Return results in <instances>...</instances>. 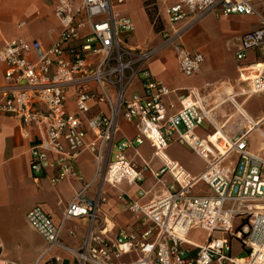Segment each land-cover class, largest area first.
I'll return each instance as SVG.
<instances>
[{
  "label": "built area",
  "instance_id": "2783aa9c",
  "mask_svg": "<svg viewBox=\"0 0 264 264\" xmlns=\"http://www.w3.org/2000/svg\"><path fill=\"white\" fill-rule=\"evenodd\" d=\"M150 1L165 7L161 41L155 46L130 45L134 23L114 12L124 0H56L53 15L59 35L51 47L16 37L0 48L4 67L0 114L15 120L20 138L28 142L31 173L44 175L51 184L82 181L75 164L89 154L95 176L104 184L113 189L137 186L135 196L120 191L117 199L126 198L127 210L146 228L140 235L122 228L111 238L102 217L107 194L99 190L89 197L92 182L75 192L60 224L40 206L29 210L25 221L47 244L42 257L64 249L75 264H118L130 254L136 257L133 264H264V116L249 118L230 96L237 121L223 133L214 108H207L195 89L173 90L149 70V63L169 50L181 75L197 74L204 58L182 45L187 30L208 16H254L259 26L237 39L235 58L240 62L253 51L261 61L254 63L250 78H244L247 70L238 67L245 86L238 95L246 99L264 94V18L254 0H172L167 5L166 0ZM171 95L177 105L167 103ZM120 120L135 127L133 139H117ZM202 124L214 128L212 136L218 135L214 143L196 135ZM253 132L261 138L260 152L250 150ZM144 143L160 163L156 170L143 159L138 167L126 155L133 150L140 158L136 148ZM173 143L205 160L206 169L191 176L170 161L165 152ZM147 172L155 179L150 190L156 194L142 202L149 194L142 188ZM198 186L205 190L195 193ZM68 219L90 222L88 235L76 250L60 243ZM194 232L205 234L203 244L192 239ZM233 242L239 245V256L232 255ZM0 264L20 263L0 252Z\"/></svg>",
  "mask_w": 264,
  "mask_h": 264
},
{
  "label": "crops",
  "instance_id": "0c3cea01",
  "mask_svg": "<svg viewBox=\"0 0 264 264\" xmlns=\"http://www.w3.org/2000/svg\"><path fill=\"white\" fill-rule=\"evenodd\" d=\"M172 0H166V5ZM56 0H0V48L4 41L19 37L27 43L38 42L43 48H49L58 39L59 25L53 15ZM254 6L261 17L264 18V0H254ZM123 7V8H122ZM161 20L165 19V7L159 5ZM114 12L121 17L129 18L135 26V33L129 43L134 47H151L158 45L154 31L143 4V0H124L123 4L114 8ZM20 23L24 25L19 27ZM164 23V22H163ZM186 22L180 23V26ZM257 17L231 15L217 19L208 16L191 26L182 38V45L190 53L201 54L204 62L200 71L191 76L181 75L173 53L169 50L160 53L149 63L151 74L160 82L173 90L195 89L205 100L207 108H214L216 123L221 132L229 133L237 121L238 111L236 105L250 118L257 120L264 116L262 110L254 109L256 99L264 96L244 98L239 96V90L245 87L239 77L238 67L248 72H254L253 65L261 61L258 54L253 51L246 53L245 58L238 62L235 58L236 41L245 33L257 29ZM223 48L231 51L229 57L223 55ZM4 67L0 63V84L3 82ZM246 75V76H247ZM245 76V77H246ZM233 97L235 104L229 98ZM167 103L177 105L175 95H171ZM97 111V109H95ZM231 112V113H229ZM230 114V115H229ZM232 120L231 125L229 122ZM228 121V122H227ZM227 126L225 127V123ZM205 126L206 131L201 130ZM196 129V135L201 139L208 137L215 142L217 136L214 128L202 124ZM120 132L117 139H133L135 127L120 120ZM220 130V129H218ZM221 135V133L219 132ZM260 145V143H259ZM28 142L23 141L18 132V123L0 114V172L2 182L0 193L7 201L25 202L21 218L17 222H1L0 252L6 258L20 264H34L44 254L47 244L26 223V213L36 206L50 215L53 221L60 224L64 211L84 183L92 182L87 195L93 197L101 190L107 194L108 200L102 206V213L110 230L109 236L114 238L122 228H126L136 235H140L146 224L140 222L127 210V199L118 200L120 191L129 197L135 196L137 186L122 184L113 189L102 182V178L95 176V165L89 154L80 156L75 164V170L82 181L69 180L59 184H51L44 176L33 175L29 169ZM253 152L261 149L251 148ZM140 158L135 156L133 150H127L126 155L140 167L142 159L150 163L153 170L160 167L158 160L153 158L149 144L144 143L136 148ZM170 161L177 162L191 176H198L207 167V162L196 156L188 147L173 143L165 152ZM264 155V152H263ZM51 175V174H47ZM170 180L168 176L164 177ZM155 179L147 172L142 182V188L149 194L142 202H148L156 194L151 191ZM205 187L198 186L195 193L204 191ZM90 222L85 219H68L61 229L60 243L67 249L76 250L86 239ZM191 237L197 244L199 240ZM205 240V238H204ZM204 242V241H203ZM240 255L239 253L237 254ZM235 255V256H237ZM134 261L121 259L118 264H133ZM40 264H75L71 254L64 249H54L44 255Z\"/></svg>",
  "mask_w": 264,
  "mask_h": 264
},
{
  "label": "rangeland",
  "instance_id": "374dc122",
  "mask_svg": "<svg viewBox=\"0 0 264 264\" xmlns=\"http://www.w3.org/2000/svg\"><path fill=\"white\" fill-rule=\"evenodd\" d=\"M147 4V7H145L146 10L150 11L151 15H152V19L151 16H149V20H150V24L152 26V29L154 31V37L156 38L157 42L159 43L161 41V37H160V32L163 29V22L164 21L161 20L160 17V13H159V6H155L152 4V2L150 0H143V4ZM123 8V7H122ZM154 15V18H153ZM223 55L225 57H229L231 55V51L228 49L223 48ZM254 75V72H248V75L244 78H250ZM243 78V79H244ZM263 95V94H261ZM259 95V96H261ZM258 96V95H257ZM255 97V96H254ZM254 109H260L262 110L263 106H264V96L260 97L259 99H256L254 102ZM231 113V112H229ZM230 115V114H229ZM237 117V116H236ZM232 120L229 122V125H231ZM206 127L205 126H201V130L202 131H206ZM264 129V128H263ZM250 145L251 148H257V150L262 149V147L259 145L261 138L258 135L257 132H253L250 136ZM263 154V152H261ZM2 182V172H0V183ZM26 203L25 202H16L14 200L12 201H7V199L5 197H3L0 193V227H1V222L3 221H8V222H17L19 221V219L21 218L22 215V211L25 207ZM195 238L200 239L198 242L199 244H203L204 238H205V234L202 232V234H195L194 235ZM240 251L239 245L236 242L232 243V255H237ZM194 252L191 256L194 257L195 256ZM126 259L127 261H135L136 257L133 254L130 255H125L122 256L118 261H121V259Z\"/></svg>",
  "mask_w": 264,
  "mask_h": 264
},
{
  "label": "trees",
  "instance_id": "16d2710c",
  "mask_svg": "<svg viewBox=\"0 0 264 264\" xmlns=\"http://www.w3.org/2000/svg\"><path fill=\"white\" fill-rule=\"evenodd\" d=\"M144 6L147 7V4L145 3ZM146 13H147L148 17L151 16V19H152V15H151L150 11L146 10ZM153 18H154V15H153Z\"/></svg>",
  "mask_w": 264,
  "mask_h": 264
},
{
  "label": "bare ground",
  "instance_id": "6f19581e",
  "mask_svg": "<svg viewBox=\"0 0 264 264\" xmlns=\"http://www.w3.org/2000/svg\"><path fill=\"white\" fill-rule=\"evenodd\" d=\"M240 111L243 113V114H245L244 113V111L242 110V109H240ZM245 115H247V114H245ZM248 116V115H247ZM249 117V116H248ZM250 118V117H249ZM228 122V121H227ZM227 122L225 123V127L227 126Z\"/></svg>",
  "mask_w": 264,
  "mask_h": 264
}]
</instances>
